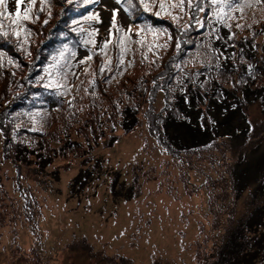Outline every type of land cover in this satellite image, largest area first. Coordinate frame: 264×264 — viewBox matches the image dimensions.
<instances>
[{
	"label": "rangeland",
	"instance_id": "1",
	"mask_svg": "<svg viewBox=\"0 0 264 264\" xmlns=\"http://www.w3.org/2000/svg\"><path fill=\"white\" fill-rule=\"evenodd\" d=\"M48 1L35 0L33 9ZM65 3L69 11L84 8L80 0ZM148 3L152 11L143 17L122 10L141 0L117 5L130 41L110 39L104 55L93 58L81 49L77 72L44 83L58 96L57 109L36 98L20 103L31 82L18 58L29 71L42 69L34 65L33 42L1 57L0 264H264V101L242 103L243 133L235 117L209 122L216 113L194 96L213 78L235 97L227 103L238 106L245 86L264 84V2L242 0L251 6L228 4L223 13L204 2L195 17L175 0L164 10ZM51 4L55 9L56 0ZM197 4L185 0L187 8ZM103 12L99 23L107 27ZM94 14L70 13L72 42L91 33ZM44 16L45 10L36 21ZM36 21L27 22L31 40L50 23ZM3 38L19 40L12 33ZM186 94L204 110V126L213 125L212 137L193 147L185 146V127L170 125L167 143L154 126L156 116L178 113ZM125 106L137 109L128 129L119 126ZM17 147L25 152L16 154ZM41 154L46 166H39ZM80 170L85 180L75 191L70 183Z\"/></svg>",
	"mask_w": 264,
	"mask_h": 264
},
{
	"label": "trees",
	"instance_id": "2",
	"mask_svg": "<svg viewBox=\"0 0 264 264\" xmlns=\"http://www.w3.org/2000/svg\"><path fill=\"white\" fill-rule=\"evenodd\" d=\"M15 1V6H13V2ZM35 1V0H34ZM54 0H49L46 2L45 7L47 8H35L33 9V0H20L19 9H17V0H12L10 2L9 0H5L4 5H0V13H3V15H0V59L4 54L9 55H16L15 48L20 46H25L24 48L29 50L30 49V43L33 42L32 46V55L33 59L36 60L34 65H39L42 69L29 71L27 67V62L25 59L20 56L18 58L19 62L26 65L25 74L26 77L25 80L28 79L32 86H30V83H25L24 88H29L28 90L22 91V94L19 98L20 103H25L27 100H31L32 98L43 100V102L47 105L50 109H57V103H58V96L50 94V90L48 88H44L43 85L47 81H50L51 79L60 80L65 75L78 71L80 68V65L77 64V62L80 60L79 57H77L78 52L81 51V49H84L86 52H89L88 57L93 58L96 54L98 55H104V47L105 44L109 42L110 39L118 40L119 42H128L131 40L133 34H130L129 28L124 29V15L119 11V9L115 6V3H113L112 0H99L98 2H93L91 0L90 4H88L87 0H80L82 2L84 7H90L91 6V13L95 14L92 15L95 17L93 21L88 25V29L91 31L90 34H87L85 32H79V38H85L86 40H90L91 42L88 43V46H85V44H81L79 42V38L75 39L74 42H72V37L70 36L71 32L69 29H67L71 17L70 12L72 14H75L78 17L83 14L81 8H78L76 10H71L69 12V9L66 7V0H56L55 9L52 6L51 2ZM125 2H128L129 0H124ZM159 3H163L165 7H167V1L168 0H156ZM179 3L180 6H175L179 9L184 11L186 8L187 14L190 17L197 16L198 12L201 10L202 4L204 2H207L209 5H216L218 6V9L221 7H225L227 5H219V4H213L212 0H191V2L198 3L196 5H192L191 7L187 8L184 3L181 4L180 0H175ZM264 2V0H261ZM146 3H148V0H145ZM237 2L242 3V0H237ZM120 3H118L119 5ZM86 5V6H85ZM81 6V7H83ZM142 4H133L132 6L124 5L122 6V10L125 14H129L130 11L136 10L137 12H140L139 17L145 16L146 11L142 8ZM214 9V6L211 7ZM60 9V10H59ZM161 10V8H159ZM169 9V8H168ZM25 10H29V18L24 19V12ZM45 10V16L44 19L40 22H37L39 17L42 15V13ZM59 10V11H58ZM97 10V11H96ZM164 10V9H163ZM19 11V20H17L16 13ZM103 11L109 12V18H110V24H108L107 27L102 26V24L99 23L100 17L96 16L98 12H101L104 14ZM50 12L52 16H47L46 14ZM66 12V14L64 13ZM86 12V11H84ZM225 12V9H224ZM55 15V17L53 16ZM118 15L119 17H116ZM121 15L123 16L121 19ZM153 18V15H149ZM10 18V19H9ZM34 19V22L40 23V24H47L49 23L44 29L42 28L41 36H37L34 40H31L33 36V28H30L27 24V22H30V20ZM13 21H16V23H13ZM45 21H47L45 23ZM215 26L218 24V20L214 19ZM22 26V29L20 28ZM27 28L30 31L29 36L27 35V32L23 31L24 28ZM221 30V29H220ZM222 31V30H221ZM4 33H12L15 35V37H18L19 40L17 43H13L11 40H7L3 38ZM19 33V35H17ZM111 35V36H110ZM178 38H177V45H178ZM180 44V43H179ZM77 45V47H75ZM69 48H71L74 51V54L70 57L69 55ZM231 48H225L223 50V58L221 62H226L227 58L229 57V54L231 53L229 50ZM13 50V52H12ZM120 57L122 56L117 54V60L115 63V68H120ZM43 59V60H42ZM42 60V61H41ZM69 60H72V69L69 70L67 67V64ZM252 66H244V69L246 71H249ZM47 76V77H46ZM204 77L207 78L206 75ZM207 88L200 92L199 85H197L196 90L198 93H196L194 96L199 100H201V103L204 106V110L207 111V108H209V112H215L216 116L209 115L207 112V115L210 116L209 122L217 123L220 119H223L224 121L230 122L229 119L232 117H235V124L241 125V129L243 133H246L248 130L247 124L244 122L242 118V114L240 111V108H242V103L251 102L252 100L258 99L261 103L264 101V84L260 85L258 88L250 89V87L245 86L241 90V99L238 106L232 105L230 102L227 103L228 100H233L235 97H231L228 91H225L222 86L218 82H214L213 78L208 80L207 82ZM184 92H187V88L184 89ZM192 95V94H191ZM251 97V98H249ZM192 97H188V95H185V103H181L180 106L177 105L178 113H175L173 111H167L166 115L163 116L160 120H158V117L156 116L154 118V126L155 129H157V133L159 134V131L161 134L163 133L164 140L168 143L167 140H169V134L168 129H172L170 125H175L185 127L186 128V135L188 136V141L185 144V146L193 147L200 145L202 143H206L211 137H212V130L213 125L210 123L204 126L203 123V116L202 112L198 110L200 105H194L196 100L192 102ZM56 99V100H55ZM251 99V100H249ZM18 102V101H17ZM239 102V101H238ZM6 104V101L3 103ZM17 104H15V109L17 108ZM186 105V108L183 107V105ZM264 104V103H263ZM200 109V108H199ZM122 117L119 122V126L128 129L135 125L137 122V109H134L131 106H125L121 110ZM182 114V115H181ZM169 120V121H168ZM173 120V121H172ZM200 123L201 127L203 129L198 128V124ZM215 123V124H216ZM0 137L4 136L1 135ZM110 140H113V138H110ZM170 145H172L174 148H181L185 146H176V143L173 144V142H169ZM16 151L18 153L25 152V149L23 148H16ZM40 157V163L39 166H46L45 158H43L42 154L39 155ZM45 162V163H44ZM44 163V164H43ZM246 171V168L244 167L242 169V174ZM85 170H80L76 175H74L70 187L75 189L76 186H79V190L82 188L84 184V178H85ZM54 174V173H53ZM88 175V174H87ZM253 226H255L253 224Z\"/></svg>",
	"mask_w": 264,
	"mask_h": 264
},
{
	"label": "snow or ice",
	"instance_id": "3",
	"mask_svg": "<svg viewBox=\"0 0 264 264\" xmlns=\"http://www.w3.org/2000/svg\"><path fill=\"white\" fill-rule=\"evenodd\" d=\"M34 2V0H33ZM94 2V0H93ZM121 0H117V3H120ZM257 3H260L261 0H256ZM5 3V0H0V5H4ZM141 3L143 4V7L145 8V10H149L150 7H152L153 5H150L149 3H146L145 0H141ZM180 3L183 4L184 3V0H180ZM212 3L213 4H219V5H228V4H234V7L237 9V10H240L242 11L243 10V6H248L250 7L251 4H247V5H241V3L237 2V0H212ZM19 4H20V0H17V9H19ZM160 8L163 9L164 8V4L163 3H160ZM175 6H180V5H175ZM219 12L220 13H223L224 12V8L221 7L219 9ZM158 14V13H157ZM0 15H3V13H0ZM19 11H17L16 13V17H17V20H19ZM23 18L26 20L29 18V10H25L24 12V16ZM92 19H94L95 17H90ZM47 21H45L46 23ZM13 23H16V21H13ZM2 26V25H0ZM239 26V25H238ZM17 35H19V33H17ZM105 47H107V44H105Z\"/></svg>",
	"mask_w": 264,
	"mask_h": 264
}]
</instances>
